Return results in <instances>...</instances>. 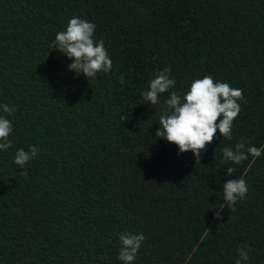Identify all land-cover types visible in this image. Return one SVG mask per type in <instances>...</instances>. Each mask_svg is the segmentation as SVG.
Here are the masks:
<instances>
[{"label": "trees", "instance_id": "obj_1", "mask_svg": "<svg viewBox=\"0 0 264 264\" xmlns=\"http://www.w3.org/2000/svg\"><path fill=\"white\" fill-rule=\"evenodd\" d=\"M75 17L97 26L111 72L77 77L55 50ZM165 68L174 88L142 103ZM208 75L245 100L232 139L217 131L196 162L155 134L170 92ZM0 116L13 125L0 150V264H123L124 232L146 237L134 264H236L240 249L264 264V152L223 156L242 140L264 148V0H0ZM33 145L21 168L17 150ZM241 177L247 197L230 206L223 185Z\"/></svg>", "mask_w": 264, "mask_h": 264}, {"label": "clouds", "instance_id": "obj_2", "mask_svg": "<svg viewBox=\"0 0 264 264\" xmlns=\"http://www.w3.org/2000/svg\"><path fill=\"white\" fill-rule=\"evenodd\" d=\"M96 27L94 23L75 17L68 22L66 30L58 32L55 37V50H59L72 60L69 70L74 71L77 77L83 74L88 81L95 78L98 73L111 72L113 67L104 41L97 42L94 38ZM169 72L170 69L165 68L150 80L149 89L141 93L142 103L157 106L161 102V95L174 88L176 81L170 78ZM120 83L124 84L123 77ZM242 100H245L243 89L233 88L226 82H215L210 75L195 79L190 90L183 96L171 91L170 96L165 99V110L159 118L160 128L155 136L178 146V154L193 152L196 162H200L201 153L214 141L217 131L224 139H232L233 122L241 112L238 101ZM3 111L11 115L14 109L5 104ZM12 132V122L0 116V150L6 151L12 146L9 139ZM262 152L264 148L256 146H248L245 151V143L242 140L235 145V150L225 147L223 156L226 161L239 165L248 159L249 154L259 158ZM37 155L38 149L34 145L28 151L19 149L14 162L23 168ZM234 172L235 168H227L228 176L231 177ZM248 191L247 182L243 177L227 179L223 185L224 199L230 206H234L238 200L245 199ZM222 210L223 208H219L214 213L216 219L222 220ZM119 239L121 241L119 260L123 264H134L146 237L143 233L124 232ZM248 260L249 252L240 249L236 264H246Z\"/></svg>", "mask_w": 264, "mask_h": 264}]
</instances>
